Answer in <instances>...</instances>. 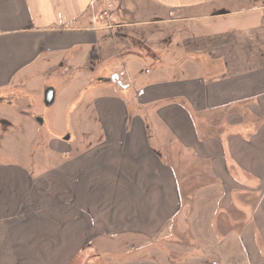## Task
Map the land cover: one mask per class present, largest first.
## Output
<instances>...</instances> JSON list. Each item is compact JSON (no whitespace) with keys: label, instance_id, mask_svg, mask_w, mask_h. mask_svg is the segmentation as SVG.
Wrapping results in <instances>:
<instances>
[{"label":"crops","instance_id":"1","mask_svg":"<svg viewBox=\"0 0 264 264\" xmlns=\"http://www.w3.org/2000/svg\"><path fill=\"white\" fill-rule=\"evenodd\" d=\"M101 10L0 0V107L65 59L107 70L97 144L0 165V264H264V0H116L111 29Z\"/></svg>","mask_w":264,"mask_h":264},{"label":"rangeland","instance_id":"2","mask_svg":"<svg viewBox=\"0 0 264 264\" xmlns=\"http://www.w3.org/2000/svg\"><path fill=\"white\" fill-rule=\"evenodd\" d=\"M116 58L110 60L108 67L118 72L123 67ZM100 59L85 60L73 68L69 67L72 61L65 59L64 67L37 70L32 79L27 78L18 86L10 105L0 107V165L13 163L26 169L43 164L46 168L60 164L73 150L99 142V122L91 116L93 109L87 101L97 92L98 80L107 73ZM48 90L54 93L55 101L45 106L41 103ZM19 107L34 117L35 127L31 120L20 115ZM67 136L71 140H66ZM55 141L59 146H52Z\"/></svg>","mask_w":264,"mask_h":264},{"label":"built area","instance_id":"3","mask_svg":"<svg viewBox=\"0 0 264 264\" xmlns=\"http://www.w3.org/2000/svg\"><path fill=\"white\" fill-rule=\"evenodd\" d=\"M101 1L103 3V11L101 13V18L103 19L106 27L111 28L112 24L110 22V12L114 9L116 0H101ZM141 93L142 91L139 92V94Z\"/></svg>","mask_w":264,"mask_h":264},{"label":"water","instance_id":"4","mask_svg":"<svg viewBox=\"0 0 264 264\" xmlns=\"http://www.w3.org/2000/svg\"><path fill=\"white\" fill-rule=\"evenodd\" d=\"M113 79L116 80L117 77L114 76ZM52 98H53L52 90H48V91H46V93L44 94V104H45L46 106H48V105L51 103ZM66 139H68V138H66Z\"/></svg>","mask_w":264,"mask_h":264}]
</instances>
